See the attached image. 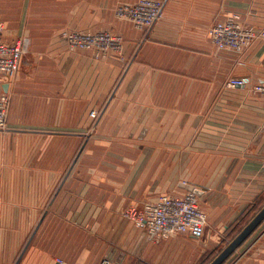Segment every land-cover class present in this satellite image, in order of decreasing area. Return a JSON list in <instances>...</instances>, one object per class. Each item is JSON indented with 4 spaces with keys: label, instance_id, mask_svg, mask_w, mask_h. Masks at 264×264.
I'll use <instances>...</instances> for the list:
<instances>
[{
    "label": "crops",
    "instance_id": "crops-1",
    "mask_svg": "<svg viewBox=\"0 0 264 264\" xmlns=\"http://www.w3.org/2000/svg\"><path fill=\"white\" fill-rule=\"evenodd\" d=\"M133 1L0 0L4 39L14 42L25 27L32 47L42 48L56 69L86 63L87 70L92 58L54 51L59 41L48 32L112 29L125 37L130 53L136 49L134 70L124 75H154V88L141 89L136 102L121 99L126 89L119 88L106 104L112 119L103 128H118L109 137L126 145L119 156L129 161L103 180L110 198H95L92 183L90 200L75 203L0 199V264H100L107 255L118 264H197L218 246L220 226L234 223L264 195L263 98L245 87L224 86L230 77L264 76V40L248 51L247 66L236 68V55L219 52L208 35L229 13L250 8L251 21L263 26L264 0H164L163 19L146 31L114 19L117 2ZM51 16L53 23H48ZM22 63L20 75H30L32 61L23 58ZM43 64L48 66L40 62L38 69ZM5 84L2 79L0 92ZM15 85L10 129L0 131V185L24 160L33 127L19 115L24 106L16 99ZM73 122L71 127L77 125ZM39 128L53 132L52 138L62 136L46 125ZM185 184L202 191L209 227L204 237L182 233L155 244L126 217L133 205L168 191H186ZM261 241L260 247H248L243 264H264V236Z\"/></svg>",
    "mask_w": 264,
    "mask_h": 264
},
{
    "label": "rangeland",
    "instance_id": "rangeland-1",
    "mask_svg": "<svg viewBox=\"0 0 264 264\" xmlns=\"http://www.w3.org/2000/svg\"><path fill=\"white\" fill-rule=\"evenodd\" d=\"M137 2L138 0L117 2L112 8L114 19L127 23L139 31L153 28L154 24L149 27V22L146 20L140 21L141 25L138 26V21L129 13L123 14V18L115 16L116 8L124 7L129 12L130 7L127 5H135ZM163 2L165 7V1ZM163 15L164 11L157 23L163 19ZM53 20L54 17L51 16L48 18V23H53ZM0 26L3 35L6 27L1 18ZM47 35L56 36L59 41L60 47L53 49L54 51L58 50L59 53L62 51V54L67 55L68 58L86 54L92 58V63L87 70L86 63L73 68L72 64H63L58 65L56 69V64H53L49 58L45 59L48 54L46 55L42 48L32 47V38L27 29L22 27L14 42L21 37L27 39V51L23 58L26 61L30 60V63L32 61L35 67L29 68L30 73L34 75H20L22 69L20 66L19 75L17 74L14 81L16 83L12 84H16V99L18 98V102L24 106V114L19 113V115L27 117V122L33 127L29 128L28 137L31 138L26 141L24 160L19 159L20 163L16 162L9 179L4 180L0 185V189H3L0 191V199L30 202H50L59 199L75 203L90 200L88 187L92 183L95 190L92 193L95 198L101 200L108 198L112 193L104 191L108 188H106L107 182L103 180H107L111 175H117L116 170L129 161L121 160L119 156L125 151L126 145L119 141V138L110 139L109 137L113 134L111 131L118 132V128H103L104 123L107 124L112 119L110 113H106V104L109 101L112 103L115 98L114 93L119 88L126 89L121 99L126 100L127 103L136 102L142 98L136 96L137 93H141V89L154 88V75H124L134 70L136 49L130 53L125 37L112 29L96 31L67 29L56 32L53 30ZM140 42L141 40L138 41V45ZM55 54L58 57L57 52ZM44 61L48 63V66L43 67L46 65L43 64L42 68L38 69L39 63ZM59 68L60 72H58ZM71 68L74 71L70 75ZM37 71L40 75H37ZM42 71H47L50 75H41ZM2 79L6 83L3 87L6 86L7 90H10L11 79L0 75V82ZM13 93L11 91L10 94L12 101L15 97ZM11 107L13 109L12 105ZM72 121L77 125L71 127ZM39 125H46V130L57 129L56 133L62 136L58 139L52 138L50 135L53 132L45 134L44 129L39 128ZM3 183H8L9 188L4 187ZM260 198L258 209L247 213L249 215L246 214L247 216L240 219L239 224L220 226L221 238L218 246L212 252H206V254L212 253L206 261L202 263L201 256L197 264L211 263L233 241L264 207V195ZM253 206L250 205L247 210L250 211ZM128 210L129 208L126 211ZM207 228L209 230L208 226ZM263 231L264 222L224 264L245 263L248 247L252 246ZM259 242L255 244V247L262 245V241Z\"/></svg>",
    "mask_w": 264,
    "mask_h": 264
},
{
    "label": "built area",
    "instance_id": "built-area-1",
    "mask_svg": "<svg viewBox=\"0 0 264 264\" xmlns=\"http://www.w3.org/2000/svg\"><path fill=\"white\" fill-rule=\"evenodd\" d=\"M126 5V4H125ZM124 6V5H122ZM130 11L124 7L115 9V16L123 18L129 13L138 21L149 23V27L162 18L164 11L163 0H138L135 5L128 4ZM137 10L136 12H133ZM253 10L247 12H232L225 18L212 25L208 34L219 52H230L236 55L234 67L247 66V53L258 41L264 40V25L258 26L251 21ZM27 39L20 38L16 42H7L2 35L0 26V75L10 81V90L0 92V131L9 130V118L12 105L11 87L20 70L21 61L27 51ZM226 87H245L250 92L261 95L264 101V76L254 80L250 76L230 77ZM195 189L201 191L195 186ZM202 192V191H201ZM201 195L195 190L168 191L162 193L157 199H146L138 205H133L125 215L135 221L137 226L144 228L147 237L155 244L178 234H189L200 239L206 234L208 226V213L202 207ZM264 236L263 233L253 242L252 248ZM100 264H118L111 256H105Z\"/></svg>",
    "mask_w": 264,
    "mask_h": 264
},
{
    "label": "water",
    "instance_id": "water-1",
    "mask_svg": "<svg viewBox=\"0 0 264 264\" xmlns=\"http://www.w3.org/2000/svg\"><path fill=\"white\" fill-rule=\"evenodd\" d=\"M5 91L7 88L5 86ZM188 190H195L197 193L202 194L201 191L195 189L194 185H183ZM264 222V207L258 214L243 228V230L233 239L225 249L210 264H224L260 227ZM61 264V263H57Z\"/></svg>",
    "mask_w": 264,
    "mask_h": 264
},
{
    "label": "trees",
    "instance_id": "trees-1",
    "mask_svg": "<svg viewBox=\"0 0 264 264\" xmlns=\"http://www.w3.org/2000/svg\"><path fill=\"white\" fill-rule=\"evenodd\" d=\"M260 200H261V198L259 197L258 198V200H257V203H255L254 205L255 206H253L252 208H251V210L249 211V210H247L243 215H241L240 217H239V219H237L235 222H234V225L235 224H239L240 222L239 221H241L240 219H242L244 216H247V215H249V214H247V213H250L252 210H256V209H258L257 207H258V205H259V202H260ZM247 214V215H246ZM211 254L212 253H207V254H204L202 257H203V261H202V263L204 262V261H206V259H208L210 256H211ZM202 260V259H201ZM201 263V262H200ZM210 264V263H209Z\"/></svg>",
    "mask_w": 264,
    "mask_h": 264
}]
</instances>
